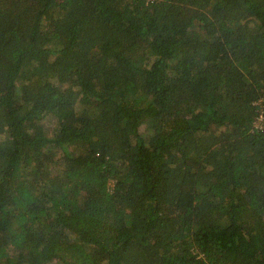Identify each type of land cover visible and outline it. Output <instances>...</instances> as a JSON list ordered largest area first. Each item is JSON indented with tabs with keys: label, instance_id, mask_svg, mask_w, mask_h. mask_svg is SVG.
Listing matches in <instances>:
<instances>
[{
	"label": "trees",
	"instance_id": "obj_1",
	"mask_svg": "<svg viewBox=\"0 0 264 264\" xmlns=\"http://www.w3.org/2000/svg\"><path fill=\"white\" fill-rule=\"evenodd\" d=\"M0 264H264V0H0Z\"/></svg>",
	"mask_w": 264,
	"mask_h": 264
},
{
	"label": "rangeland",
	"instance_id": "obj_2",
	"mask_svg": "<svg viewBox=\"0 0 264 264\" xmlns=\"http://www.w3.org/2000/svg\"><path fill=\"white\" fill-rule=\"evenodd\" d=\"M259 124H260V122L257 123V125H259Z\"/></svg>",
	"mask_w": 264,
	"mask_h": 264
}]
</instances>
